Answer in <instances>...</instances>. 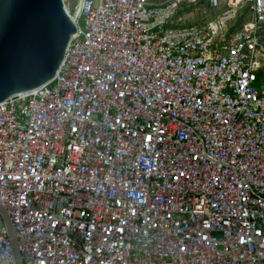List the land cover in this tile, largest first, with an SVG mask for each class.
I'll list each match as a JSON object with an SVG mask.
<instances>
[{
	"label": "built area",
	"instance_id": "built-area-1",
	"mask_svg": "<svg viewBox=\"0 0 264 264\" xmlns=\"http://www.w3.org/2000/svg\"><path fill=\"white\" fill-rule=\"evenodd\" d=\"M74 2L55 76L0 103V264L2 211L23 264H264V0Z\"/></svg>",
	"mask_w": 264,
	"mask_h": 264
},
{
	"label": "water",
	"instance_id": "water-1",
	"mask_svg": "<svg viewBox=\"0 0 264 264\" xmlns=\"http://www.w3.org/2000/svg\"><path fill=\"white\" fill-rule=\"evenodd\" d=\"M76 31L64 0H0V103L49 82ZM2 214L16 264H23Z\"/></svg>",
	"mask_w": 264,
	"mask_h": 264
},
{
	"label": "rangeland",
	"instance_id": "rangeland-1",
	"mask_svg": "<svg viewBox=\"0 0 264 264\" xmlns=\"http://www.w3.org/2000/svg\"><path fill=\"white\" fill-rule=\"evenodd\" d=\"M65 4H68L70 0H64ZM72 5H74V0H71ZM216 12L210 10L206 3L202 2L197 4L196 6H192L189 8H185L181 12V16L183 18V21L181 25H189L197 22H203L206 20L211 19ZM264 36V31H263Z\"/></svg>",
	"mask_w": 264,
	"mask_h": 264
},
{
	"label": "trees",
	"instance_id": "trees-1",
	"mask_svg": "<svg viewBox=\"0 0 264 264\" xmlns=\"http://www.w3.org/2000/svg\"><path fill=\"white\" fill-rule=\"evenodd\" d=\"M263 78V74L262 73H258V79L257 81L260 82Z\"/></svg>",
	"mask_w": 264,
	"mask_h": 264
}]
</instances>
